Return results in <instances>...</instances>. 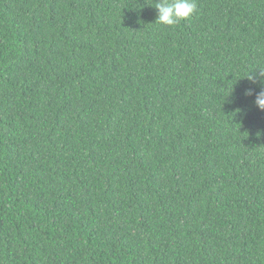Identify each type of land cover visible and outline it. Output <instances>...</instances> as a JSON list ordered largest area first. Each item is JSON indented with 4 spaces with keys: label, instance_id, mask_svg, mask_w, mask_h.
Instances as JSON below:
<instances>
[{
    "label": "trees",
    "instance_id": "16d2710c",
    "mask_svg": "<svg viewBox=\"0 0 264 264\" xmlns=\"http://www.w3.org/2000/svg\"><path fill=\"white\" fill-rule=\"evenodd\" d=\"M0 0V264H264V0Z\"/></svg>",
    "mask_w": 264,
    "mask_h": 264
},
{
    "label": "clouds",
    "instance_id": "9594fccd",
    "mask_svg": "<svg viewBox=\"0 0 264 264\" xmlns=\"http://www.w3.org/2000/svg\"><path fill=\"white\" fill-rule=\"evenodd\" d=\"M157 12L156 21L164 26L173 27L181 21L189 20L198 12L197 0H155L153 6ZM253 85H259L260 90L254 92L253 88H246L245 96L254 95L255 107L264 112V71L260 70L247 77Z\"/></svg>",
    "mask_w": 264,
    "mask_h": 264
}]
</instances>
